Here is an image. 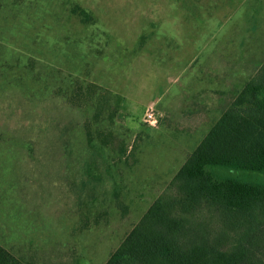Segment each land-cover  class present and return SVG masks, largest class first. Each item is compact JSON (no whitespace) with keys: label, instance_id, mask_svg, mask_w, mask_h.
<instances>
[{"label":"rangeland","instance_id":"rangeland-1","mask_svg":"<svg viewBox=\"0 0 264 264\" xmlns=\"http://www.w3.org/2000/svg\"><path fill=\"white\" fill-rule=\"evenodd\" d=\"M263 62L264 0H0V244L105 264ZM88 84L115 109L109 149L67 98Z\"/></svg>","mask_w":264,"mask_h":264},{"label":"trees","instance_id":"trees-1","mask_svg":"<svg viewBox=\"0 0 264 264\" xmlns=\"http://www.w3.org/2000/svg\"><path fill=\"white\" fill-rule=\"evenodd\" d=\"M83 90L67 98L94 103L87 143L109 149L115 109L95 84ZM94 217L85 212L83 227ZM0 264L30 263L0 244ZM105 264H264V62Z\"/></svg>","mask_w":264,"mask_h":264},{"label":"built area","instance_id":"built-area-1","mask_svg":"<svg viewBox=\"0 0 264 264\" xmlns=\"http://www.w3.org/2000/svg\"><path fill=\"white\" fill-rule=\"evenodd\" d=\"M144 122L148 124L149 126L155 127L158 124V120L156 118V113L154 108L147 109L145 115H144Z\"/></svg>","mask_w":264,"mask_h":264}]
</instances>
